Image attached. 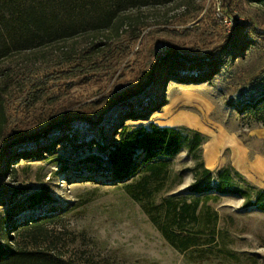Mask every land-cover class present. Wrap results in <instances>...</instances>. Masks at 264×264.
<instances>
[{
    "label": "rangeland",
    "instance_id": "1",
    "mask_svg": "<svg viewBox=\"0 0 264 264\" xmlns=\"http://www.w3.org/2000/svg\"><path fill=\"white\" fill-rule=\"evenodd\" d=\"M217 13L235 14L234 24L242 22L248 32L256 30L261 34L256 37L247 32L248 37L258 42V47H248L231 66V74L215 76L209 81L188 80L197 75L195 70L177 72L180 76L177 79L163 74L158 78L155 74L154 81L145 84L129 100L135 113L146 115L147 120L121 118L129 106L114 107L105 114L102 130L98 127L90 130L86 124L76 123L70 140L56 141L61 132L52 131L37 141L29 140L7 148L0 158L2 244L9 249L29 245L33 240L31 232L20 230L21 224L53 213L57 218L47 225V238L39 242L55 243L56 252L71 255L77 261L94 257L126 264H190L150 223L140 203L127 196L123 186L114 182L110 174L89 168L86 157L97 152L92 140H100L102 133L109 142L117 138L114 133L122 125L150 121L198 131L196 127H204L212 136L224 129L247 144L251 155L264 154V123L245 106V85L264 65V3L235 0L231 9H225L221 0H172L129 9L125 12L126 23L138 22L142 31L131 53L125 57L112 41L113 32L106 31L96 37L78 36L58 45L0 59V72L8 74L10 79L20 66L49 65L44 68L49 75L43 76L47 71H40V82H33L24 89L26 93L29 91V97L25 98L17 85L10 90L7 123L0 133L2 147L19 135L40 130L50 116H60L67 110L90 113L102 95L146 81L145 71L150 61L165 52L168 42L191 52L212 48L231 29L227 31L222 26ZM68 48L74 53L67 60L60 51ZM33 96L38 97V101L32 100ZM204 135L206 139L198 159L183 147L170 161L166 173L153 179L152 187L157 190L156 200L160 203L158 211H164L166 199L189 201L194 197L188 187L193 182L197 161L204 164L203 149L209 139ZM25 153L30 156L26 157ZM219 156L227 161L230 150L221 149ZM228 162L221 167L233 168ZM241 177L245 181L234 176L242 187L249 183L260 188ZM105 180L107 182H102ZM42 186H47L51 202L27 207L26 196ZM207 195L201 198V212L205 217L203 221L212 216V222L205 227L213 233L212 254L198 264H264V210L245 207L244 199L237 194L210 191ZM22 206L23 209L18 210ZM9 216L11 220L5 221Z\"/></svg>",
    "mask_w": 264,
    "mask_h": 264
},
{
    "label": "trees",
    "instance_id": "2",
    "mask_svg": "<svg viewBox=\"0 0 264 264\" xmlns=\"http://www.w3.org/2000/svg\"><path fill=\"white\" fill-rule=\"evenodd\" d=\"M168 1L172 0H0V59L26 50L58 45L78 36L96 37L106 31L113 32L112 41L125 57L131 53L142 31V25L138 22L126 23L125 12ZM254 1L264 3V0ZM221 3L223 8L231 9L235 0H221ZM246 27V24L236 22L230 31L221 36L219 43L210 49L196 52L180 50L174 43L168 42L165 52L150 61V67L145 71L146 81L137 82L110 95H102L90 113L67 110L60 116H50L40 130L19 135L0 147V158L5 155L9 146L29 140L37 141L39 137H45L52 131L61 132L56 141L70 140L75 134L76 123H84L90 130L96 127L102 130L101 122L105 114L114 107L129 106L121 118L147 120L146 115L135 113L129 100L149 82L151 84L155 74H158V78L163 74L177 79L180 78L177 72L197 71L196 76L188 78L190 81H209L215 76L231 74V66L236 59L248 47H258V42L254 37H248V33L251 32L256 37L261 34L256 30L248 32ZM60 52L67 60L74 53L69 48ZM45 67L34 64L20 66L12 79L8 74L0 72V133L7 123L10 90L17 85L24 97H29V91L27 94L24 89L33 82H40V71H47L43 76L49 75ZM245 87L246 108L258 121L264 123V65L250 77ZM33 99L38 101V97L33 96ZM138 116L140 117L135 118ZM114 134L117 138L109 142H106L105 133L101 134L100 140H92L97 152L86 157L91 165L89 168L106 172L114 182L120 183L127 196L140 203L150 223L172 248L183 254L188 263L198 264L209 253L212 254L210 242L213 240V233L205 228L207 223L212 222V216H207L210 219L203 221L205 217L201 212V198L207 197L210 191L237 194L244 199L245 207L254 206L264 210V188H256L249 183L242 187L234 176L245 180L235 169L221 167L213 171L206 168L202 161H197L193 168V182L188 187L194 197L189 201L166 199V208L162 212L158 211L160 203L156 200L157 190L152 187L153 179L166 173L170 161L183 147L198 159L206 136L185 126H160L151 121L146 124L122 125ZM24 155L29 157L30 153ZM141 171L145 173L141 175ZM136 175V180L128 183ZM26 201V206L30 208L51 202L47 186L29 193ZM22 209L23 206L18 210ZM10 218L6 217L5 221L11 220ZM56 218V214H45L22 223L20 230L31 232L32 243L9 249L0 242V264H126L94 257L80 262L71 255L64 256L56 252L55 243H40V239L47 238V225Z\"/></svg>",
    "mask_w": 264,
    "mask_h": 264
},
{
    "label": "crops",
    "instance_id": "3",
    "mask_svg": "<svg viewBox=\"0 0 264 264\" xmlns=\"http://www.w3.org/2000/svg\"><path fill=\"white\" fill-rule=\"evenodd\" d=\"M176 124H164L160 126H175ZM200 132L209 136L204 144L203 159L206 168L212 170L221 168L226 162L237 172L250 180L253 184L264 188V154H250L247 144L243 143L239 137L230 134L224 129H220L215 135H211L203 127H196ZM262 136V135H259ZM258 138L260 139V137ZM228 148L230 157L225 161L219 156L221 149ZM252 179V180H251Z\"/></svg>",
    "mask_w": 264,
    "mask_h": 264
},
{
    "label": "built area",
    "instance_id": "4",
    "mask_svg": "<svg viewBox=\"0 0 264 264\" xmlns=\"http://www.w3.org/2000/svg\"><path fill=\"white\" fill-rule=\"evenodd\" d=\"M216 6H217L216 7L217 10H220V12H221L222 9L219 7V3H216ZM217 14L220 17V22H221L222 26L228 31L232 27V25L234 24L236 15L234 14V16L233 15L228 16L227 14H224V15H222L220 13H217Z\"/></svg>",
    "mask_w": 264,
    "mask_h": 264
}]
</instances>
